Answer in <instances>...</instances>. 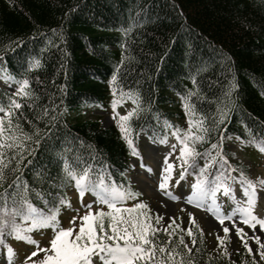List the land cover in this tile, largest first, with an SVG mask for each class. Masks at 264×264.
I'll return each mask as SVG.
<instances>
[{
  "label": "trees",
  "instance_id": "1",
  "mask_svg": "<svg viewBox=\"0 0 264 264\" xmlns=\"http://www.w3.org/2000/svg\"><path fill=\"white\" fill-rule=\"evenodd\" d=\"M29 57L39 60V66L29 68ZM0 74L13 83L12 77L29 79L38 99L16 96L22 106L10 118L30 135L40 129L25 141L32 152L19 171L6 170L0 192L19 176L29 185L32 205L42 212L61 196L67 200L75 188L74 182L61 184V150L70 161L90 165L94 179L100 174L106 183L130 188L128 159L133 154L117 126L119 119L104 128L98 120L67 117L92 105L115 100L130 103L128 112L137 109L122 122L130 125L137 151L140 136L159 143L172 135L167 123L183 137L192 119L191 132L199 134L196 121L210 128L204 141L192 145L201 154L196 157L200 166L212 141L227 157L232 176L243 173L250 180L252 167L230 143L264 157V0H0ZM12 95L0 87V98ZM52 104L58 119L51 124L37 120L41 108L51 111ZM185 104L190 105L187 115ZM221 112L224 119L218 120ZM184 178L191 185L196 179L191 171ZM237 182H229L231 189ZM217 193L227 195L223 189ZM191 229V251L172 233L171 244L183 253L178 258L183 264H253L245 249L234 262L211 258L204 235L197 226ZM157 235L167 240L163 229ZM13 240L20 239L4 235L0 250Z\"/></svg>",
  "mask_w": 264,
  "mask_h": 264
},
{
  "label": "snow or ice",
  "instance_id": "2",
  "mask_svg": "<svg viewBox=\"0 0 264 264\" xmlns=\"http://www.w3.org/2000/svg\"><path fill=\"white\" fill-rule=\"evenodd\" d=\"M125 34H127L126 31ZM29 61V68L39 66V60H34L33 62V58L29 57ZM5 79L8 78L5 77ZM112 79H116L115 75H113ZM12 80L18 84L17 91L13 93L12 97L0 98V113H3V115H0V184L6 179V170L7 174L19 171L25 156L30 155L32 152V146L26 145L25 141L32 140V135L40 131L39 128H35V133L30 135L23 131L18 122L14 124L10 118L14 114L13 109H21L22 106L21 101L15 98L16 96L35 97V93L29 87L30 82L27 77L23 79L12 77ZM193 83H196L194 78ZM113 91L115 94V89ZM193 94L189 92V95ZM35 99H38V97H35ZM121 99L123 100V96ZM5 100L8 104L7 108L4 107ZM133 103L139 105L141 101L133 96ZM29 106L35 105L31 104ZM112 107L116 108L115 100L112 102ZM50 108L51 111L47 107L41 108L40 114L36 116V119L47 120L50 124L56 121L58 112L55 104L50 105ZM136 111L137 109H133L126 114L120 115L119 121L121 123H118L117 126L120 128L130 152L133 155L140 156L133 144V140L129 136L130 125L122 123L128 121L129 117ZM189 111L190 105L185 104L186 115ZM20 115L22 116L23 113L21 112ZM222 119H224L223 112L218 116V120ZM29 123L31 124V121ZM193 123L192 119L188 120L189 131H186L183 137L179 135L181 131L179 128L167 123L165 125V127L173 128L172 135L176 137L180 144L178 155L175 158L182 168L179 174L180 177L183 178L189 171L196 177L195 182L191 185V192L187 194V203L204 207L205 202L210 201L207 211L213 214L217 221L223 225L222 231L225 237L231 229L224 222L225 220H232L236 236L243 243L244 249L251 254L252 248L245 242L244 229L236 226V221L233 220V217L238 214V219L243 224L252 228L259 224L260 228L264 229V219H260L253 214V205L256 198L255 186L244 177L243 173L238 177L231 175L233 168L228 163L227 157L219 150L220 145L216 141H212L209 145V151L203 154L205 159L203 166L198 164L196 157L201 154L197 153L192 145L195 142L204 141L210 128L206 127L202 121H196L195 123L199 127V134H196L191 132ZM39 142V139H36L34 144L38 145ZM164 142L166 143L167 141L165 140ZM9 149L13 151L9 153ZM261 150L264 151V148ZM175 151L176 145L173 144L172 152ZM172 152H169L163 158L164 167L158 187L170 199H179V196L167 191L168 181L173 171V164L168 161V156ZM142 159L141 157V167L147 168L146 165H143ZM57 161L62 164L60 169L62 185L65 182H74L81 198V203H83L82 197L84 193L90 191L96 197L95 203L105 204L108 210L105 211L100 208L93 210V202L83 204L87 211L79 217L73 216L71 218L72 221L79 219L78 230L74 232V228H77V225L72 224L71 221V226L60 227L57 219L59 206L61 204L70 206V202L61 196L54 207L50 208L48 212H42L32 205L28 197L30 189L27 182L22 183L20 177L15 176L8 189L0 192V242H2L4 235H11L16 239L36 245L38 241L27 233H31L33 229L51 228L53 235L48 246L36 248L25 257L30 264H93V257H96L102 264H183V260L178 259L183 253L176 250V245L171 244L173 234L169 231V227L175 224V217L170 218L169 227L163 229L167 240H160L157 234L161 232V228L156 226L160 223V214H157L155 222H153L150 210L145 211L148 209V205L143 201H137L131 205H125L124 203L126 200H135L140 195L139 192H133L131 188L126 189L123 185H116L114 182L106 183L100 174H97L94 179L90 165L82 164L77 159L70 161L63 155V150L57 153ZM212 165H215V167L211 168ZM210 168L213 173L211 178L208 175ZM147 171L151 172L152 170L147 168ZM36 175L39 177L41 173L37 172ZM230 181L240 182L241 192L246 197L247 206L237 205L225 215L216 205V193L218 189H223L224 193L231 194ZM32 191L35 190L32 189ZM35 194L38 197L42 196L40 192ZM188 217L189 222L194 223L195 218L192 212L188 213ZM24 221H30V223L23 224ZM22 224L23 226H21ZM175 227L179 228L180 225L175 224ZM182 231H186L189 236L193 235L190 227L182 229ZM223 239L219 234L216 236L217 242L221 245L223 244ZM252 239L256 241L261 249H264V243H261L258 236H253ZM179 242L185 250L191 251L188 244L184 243L182 236L179 237ZM11 251V248H6V252ZM38 251L43 253L42 257H37ZM260 256L264 258V251L260 252ZM32 257H36V259H31ZM189 264H192V261H189Z\"/></svg>",
  "mask_w": 264,
  "mask_h": 264
},
{
  "label": "rangeland",
  "instance_id": "3",
  "mask_svg": "<svg viewBox=\"0 0 264 264\" xmlns=\"http://www.w3.org/2000/svg\"><path fill=\"white\" fill-rule=\"evenodd\" d=\"M0 86L8 88L12 92H16L18 86L10 83L0 76ZM131 109L130 103H116V108L112 107V104H101V105H92L87 108H84L80 112H71L67 114V117L70 120L76 119H89V120H98L100 125L104 128L110 127L114 122L119 119L120 115L126 114L128 110ZM3 115V113H0ZM167 141L166 143L164 141ZM159 144H152L145 140L143 137L139 138V153L140 156L133 155L129 159L130 165V174L128 175L130 188L133 192H139L135 200H130L128 205H131L137 201H143L148 205L150 210L153 222L157 214H160V223L156 225L157 227L164 229L169 227L170 218L175 217V224H179L180 227L176 228L175 224L169 227V231L177 234L179 237H183L184 243L190 246V240L187 236L186 231H182L185 228H191L197 226L201 233L205 236L206 241V250L209 253L211 258H223L227 261L234 262L236 257L244 249L243 243L235 234V226H233L232 220H225V224L230 227V232L225 237V234L222 231L223 225H221L215 216L207 211V206L210 201L205 202L204 207L195 206L187 203V194L191 192V184L187 179L180 177V172L182 171L181 166H179L176 161V156L178 155V145L173 139V135H170ZM176 145V151L172 152V145ZM230 149H235L240 154V156L252 167V180L253 185L255 186V203L253 205V214L260 219H264V157L256 156L252 152H247L239 145L234 143L229 144ZM169 152H172L168 156V161L173 164V171L171 178L168 181L167 191H171L176 196H179V199H170L164 194V191L160 190L158 185L161 179L162 169L164 167V156ZM141 157L143 165H146L147 168H150L152 171L148 172L147 168L141 167ZM259 179L258 180H254ZM92 195L84 194L82 197L83 203H81V198L78 196V192H71L69 194L68 201L70 206L65 205L62 207L57 214V219L60 227H69L70 221L72 224L79 225L80 221L77 218L72 221V217H79L83 215L87 209L83 207V204L92 203L93 210L100 208L107 211V206L102 203H95L93 201ZM128 201V200H126ZM216 205L221 209L222 213L227 215L233 207L237 205L247 206L246 197L241 192V184L236 185L232 189V193L228 197L223 195L216 194ZM192 212L194 214V223L189 222L188 213ZM233 220L236 221V226L242 227L244 229V234L246 235V240L251 248L252 253H248L253 264H261L264 258H261L260 252L264 251L256 243L253 236H258L261 243H264V229H261L259 224H256L255 228L249 227L248 225L243 224L238 219L237 216L233 217ZM255 223V222H254ZM76 228H74L75 232ZM220 235L223 237V244H219L216 240V236ZM31 237L38 241V244L33 245L26 243L23 240H16L11 243V256L5 257V255L0 256V264H15L19 262L22 264L26 260L25 257L28 254L35 250L36 248H43L48 246L50 239L53 235V230L51 228H45L40 231L32 232ZM239 249V251H237ZM42 252H37V257H42ZM243 256V255H242ZM31 259H36L32 257ZM93 264H102L96 257L92 258ZM246 262V261H245Z\"/></svg>",
  "mask_w": 264,
  "mask_h": 264
}]
</instances>
